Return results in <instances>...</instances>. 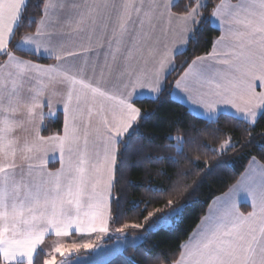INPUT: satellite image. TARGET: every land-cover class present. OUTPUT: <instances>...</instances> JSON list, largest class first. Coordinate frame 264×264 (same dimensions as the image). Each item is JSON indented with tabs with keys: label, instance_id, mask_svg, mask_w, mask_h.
<instances>
[{
	"label": "snow or ice",
	"instance_id": "snow-or-ice-1",
	"mask_svg": "<svg viewBox=\"0 0 264 264\" xmlns=\"http://www.w3.org/2000/svg\"><path fill=\"white\" fill-rule=\"evenodd\" d=\"M27 7L28 0H0V57H6L0 64V264H36L49 233L58 238L73 230L97 238L108 235L112 204L120 202L119 196L113 199L116 165L137 136L142 116L135 106L137 89L158 97L176 71L175 57L187 50L197 29L215 25L221 34L211 53L191 63L181 61V67H188L174 88L202 109L194 110L197 116L210 120L221 106H226L225 114L230 107L235 118L253 125L258 113H264V0H220L208 15V0H188L180 12L173 11V0H45L39 20L26 15ZM33 24L35 31L20 32ZM39 58L56 63H35ZM89 69L99 75L87 76ZM113 81L115 90L108 87ZM54 82L67 87L64 130L63 135L44 137L45 89ZM26 85L27 100L22 95ZM47 106L52 114L50 98ZM21 109L28 123L35 122L31 142L22 145L15 136L25 122L16 118ZM190 128L197 131L194 124ZM167 139L175 154L157 159L176 166L177 178L168 177L172 183L167 189H148L167 192V211H148L143 224L116 228L121 234L116 239L129 247H137L161 225L182 219L185 202L195 192L179 165L193 163L186 148L207 145L195 136ZM53 142L60 168L47 171L38 154ZM228 147L235 145L228 140L211 151L223 154ZM250 165L233 190L209 206L178 256L172 253L169 261L158 254L153 264L161 257L162 264H264V165L255 158ZM240 194L251 204L246 214L238 207ZM148 206L146 202L145 211ZM128 228L143 233L128 241ZM99 246L94 241L60 243L43 264H56L57 253L63 258L60 264H72L73 253Z\"/></svg>",
	"mask_w": 264,
	"mask_h": 264
},
{
	"label": "trees",
	"instance_id": "trees-1",
	"mask_svg": "<svg viewBox=\"0 0 264 264\" xmlns=\"http://www.w3.org/2000/svg\"><path fill=\"white\" fill-rule=\"evenodd\" d=\"M44 2L45 0H28L26 15H32L39 20L43 13ZM187 2L188 0H177L173 4V11H182ZM219 2L220 0H208L205 15H208L212 7ZM35 27L36 25L33 24L30 29L22 28L20 32L34 31ZM219 35V30L212 25L197 29L188 40L187 50L183 55L175 57L177 68L168 75L164 91L154 99L135 100V106L139 107L142 113L137 124V136L131 141L123 161L118 160L116 165L113 199L119 196L120 202L119 206L116 203L112 204L114 210V220L110 222L112 230L125 224H143L148 211H155L158 208L167 211L164 207L169 198L167 192L148 191L149 187L167 189L172 180L177 178L176 166L170 165L167 159H157L160 156L168 157L175 154L174 149L167 147L169 144L167 137L195 136L200 145H207L198 150L186 148L193 163L182 161L179 165L180 169L188 172L184 182L195 188V192L185 202L182 219L166 227L157 228L146 240L142 239L137 247L127 246L104 264H130L133 261L134 264H153L158 254L168 256L170 261L172 253L178 256L181 244L188 240L206 214L211 201L227 192L236 183L249 161L255 158L264 164V113L258 117L254 125L228 114H220L216 119L210 120L192 113L187 106L171 96L176 79L188 63L196 56L208 54ZM4 59L5 57H0V62ZM184 60L188 63L181 67V61ZM35 61L49 62L45 58ZM62 123L61 115L53 120L46 119L42 135L61 134ZM193 124L197 131H192L190 128ZM228 139L235 147H229L223 154L211 151V149H219ZM148 156L152 159L148 160ZM169 176L172 180L168 179ZM126 180L131 181V185H125ZM146 202L149 206L145 211ZM241 208L246 212L245 207ZM141 233L143 229L128 228L124 234L140 236ZM116 237H109L104 241L111 243ZM39 252L36 264H43L46 255L42 250ZM162 259L161 257V260L155 261V264H162Z\"/></svg>",
	"mask_w": 264,
	"mask_h": 264
},
{
	"label": "crops",
	"instance_id": "crops-1",
	"mask_svg": "<svg viewBox=\"0 0 264 264\" xmlns=\"http://www.w3.org/2000/svg\"><path fill=\"white\" fill-rule=\"evenodd\" d=\"M177 0H173V4L176 2ZM47 2L49 3H56V0H47ZM228 2L230 3H237L238 0H228ZM43 14V13H42ZM214 26L215 28L218 29V27H216L215 25H212ZM219 30V29H218ZM35 31V30H34ZM220 32V30H219ZM221 34V33H220ZM191 36V35H190ZM189 36V38H190ZM220 36V35H219ZM188 38V40H189ZM187 46V45H186ZM213 51V46H212V49L209 53H211ZM207 55V54H206ZM204 56V55H203ZM6 59V57H5ZM4 59V60H5ZM27 59V58H26ZM45 59H48V58H45ZM3 61L0 62V64H2ZM49 62L48 63H40V62H37V61H34L35 63H39V64H44V65H52V64H55L56 61L54 59H48ZM191 63V62H190ZM188 67V66H187ZM186 67V68H187ZM185 68V69H186ZM184 69V70H185ZM184 72V71H183ZM182 72V73H183ZM87 76H98L99 75V71L97 70V72L94 74L92 72L91 69L88 70V72L86 73ZM179 78V77H178ZM115 82H111L108 84V87L112 90H115L113 88V84ZM175 84V83H174ZM259 82L257 81V91H259ZM66 90H67V87L65 84H62V83H59V82H54L53 84H50L48 88L45 89V95H44V106L42 108V111L44 113V119H43V122L40 124V135H42V129H43V125H44V122L46 119H56L59 115L62 116V132L61 134H56V135H63V130H64V111H63V103H62V100H63V97H64V94L66 93ZM55 93V94H53ZM22 95L24 96L25 100L28 99V92H27V85L25 87V89L23 90L22 92ZM171 96L173 99H175L176 101L184 104L185 106L188 107V109L196 114V111L194 110H198V111H202V109H199V106L198 105H192L190 102L187 101V97L184 95V93L180 92L179 89H175L174 88V85H173V88H172V93H171ZM157 96L151 94L148 92L147 89H137V93H136V99L135 100H138V99H143V98H149V99H154L156 98ZM51 99L52 100V114H49V108L47 106V101L48 99ZM106 103H111V102H106ZM226 106H221L220 108V111L218 112L217 116L220 115V114H225V109ZM38 112L40 110H37ZM232 113H234V110L231 109L230 107L227 108V114L230 115V116H233ZM262 113H258V116H257V119L258 117L261 115ZM197 115V114H196ZM202 117V116H200ZM234 117V116H233ZM18 120H24V124L22 127L18 128L15 132V136L18 138L20 144L22 145L25 140L31 142L32 138H33V135H34V132H33V129H34V123L30 124L27 122V116L24 112V109H21L19 115L16 117ZM205 118V117H203ZM207 119V118H206ZM245 122V121H244ZM248 123V122H246ZM250 124V123H248ZM252 125V124H250ZM43 136V135H42ZM50 136H55V135H49V136H44V137H50ZM43 148H44V151L40 152L38 155L43 158L46 162V170L47 171H56L57 169L60 168V156H59V152L56 148V145L55 143H49V144H45L43 145ZM253 160V158L249 161L248 165L246 166L244 172L242 173V175L239 177V179L236 181V183H234L229 189L227 192H225L224 194L222 195H219L217 197H215L211 203L209 204L210 205H213L215 204V202L217 201V198H220V197H223L226 193H229L230 191L233 190V187L235 185H237L238 181L242 180L243 178V174H245L246 170L250 168V162ZM257 162H259L260 165H264L262 164L259 160L255 159ZM17 163L18 164H22L23 162L19 160H17ZM237 203H238V207L240 209L241 212L243 213H247L249 211H251V204H250V201L247 199V196L244 195V194H240L238 195L237 197ZM208 206V209L206 211V214L209 212L210 210V207ZM245 207L246 209V212H244L242 210L241 207ZM205 214V215H206ZM204 215V216H205ZM203 216V217H204ZM202 217V218H203ZM202 220V219H201ZM200 220V222H201ZM200 222L198 223V225L200 224ZM197 225V226H198ZM197 226L196 228L193 230V232L191 233L190 236L193 235L194 231L197 230ZM112 232V228L110 227V230H109V233L108 235ZM121 235L120 233H117L116 236H119ZM125 235V234H124ZM107 236V235H106ZM106 236H102V237H99L97 238V235L96 234H92V235H84V234H77L74 232V230L72 231V233L70 234V236L68 237H56L54 234L52 233H49L43 244L40 246V250H42L45 255H46V258L47 259H50L51 258V255L53 254L52 253V250L54 249L55 246H57L58 244L60 243H72V242H77V243H83V242H87V241H94L96 243L99 244V240L101 241V245H110V244H113L115 241L111 242V243H106L104 242V238ZM133 236H136V237H139L138 235H133ZM189 236V237H190ZM189 239V238H188ZM188 241V240H187ZM142 242V239L139 240V242L137 244H140ZM96 248L95 249H81L79 253H73L72 256H71V260H76V259H81V258H84V257H92L93 256V253L95 252ZM56 256V263L57 262H60L63 258L59 256V254H55ZM45 258V259H46Z\"/></svg>",
	"mask_w": 264,
	"mask_h": 264
},
{
	"label": "rangeland",
	"instance_id": "rangeland-1",
	"mask_svg": "<svg viewBox=\"0 0 264 264\" xmlns=\"http://www.w3.org/2000/svg\"><path fill=\"white\" fill-rule=\"evenodd\" d=\"M228 140H230V139H228ZM228 140H226V141H228ZM174 222L175 221L171 222L170 224L161 225L160 227H166L168 225L173 224ZM116 235H117V233L115 232V230H112V232L109 235H107L103 240H105V239H107L109 237L116 236ZM125 236L127 237L128 241H131L133 237H136V236H133V235H125ZM114 241L115 242L113 244H110V245H101L102 243L99 240V245L100 246L98 248H96V250L93 253V256L91 258L90 257H84V258L76 259V260H73V261L71 260L72 264H104V263H106L108 260L113 258L118 253H120L121 249H124V248H126L128 246L127 243H124V242H122L120 240L115 239ZM56 264H60V262H57Z\"/></svg>",
	"mask_w": 264,
	"mask_h": 264
}]
</instances>
